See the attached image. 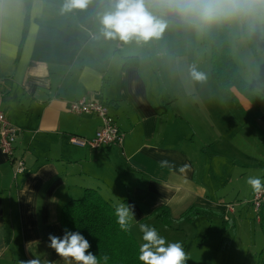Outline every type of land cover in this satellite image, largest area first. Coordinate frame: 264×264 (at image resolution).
<instances>
[{
  "label": "crops",
  "instance_id": "obj_1",
  "mask_svg": "<svg viewBox=\"0 0 264 264\" xmlns=\"http://www.w3.org/2000/svg\"><path fill=\"white\" fill-rule=\"evenodd\" d=\"M69 1L32 0L24 36L25 0H0V105L20 129L15 152L26 163L15 176L0 149V264H104L88 259L60 222L63 205L87 188L125 213L142 247L145 227L151 239L159 227L185 225L199 237L203 227L207 236L223 220L211 214L166 227L148 217L162 205L175 219L191 205L221 212L235 229L221 232L214 246L221 236L237 240L240 223L254 234L248 218L264 234L251 203L264 179L258 139L264 111L235 88L238 102L214 92L212 66L198 67L188 43L166 42L154 28L138 25L142 16L157 14L147 9L136 17L142 0L130 17L125 10L132 4L121 0L117 8L112 0ZM235 62L264 93V77H246ZM84 95L109 104L126 134L121 145L91 149L70 141L71 134L91 137L101 126L97 114L70 111ZM259 261L264 264V254Z\"/></svg>",
  "mask_w": 264,
  "mask_h": 264
},
{
  "label": "rangeland",
  "instance_id": "obj_2",
  "mask_svg": "<svg viewBox=\"0 0 264 264\" xmlns=\"http://www.w3.org/2000/svg\"><path fill=\"white\" fill-rule=\"evenodd\" d=\"M118 1L112 0L114 8L118 7V4H115ZM121 1L127 2L126 0ZM237 1L241 8L236 0H142V6L135 9L132 4L125 10V13L130 17V11L135 9L133 14L139 18L138 13L147 9L156 12L154 18L149 17L146 20L145 16L139 18L138 25L144 24L145 27L154 28L159 35L165 37L166 42L174 40L188 43L187 47L191 52L195 50L199 58L198 67L202 64L206 68L208 65L212 66V50L203 41V25L207 14L212 10H218L228 23L231 39L230 50L234 60L239 61L242 72L246 73V77L250 79L256 76L264 77V6L257 5V0ZM84 5L85 3L81 1L78 10L84 8ZM66 9L69 10L67 13L72 11V9ZM212 90L216 93V90H224L220 81L213 76ZM258 139L262 140L259 135ZM256 214L255 218L261 221L260 213L256 212ZM219 220L215 221L216 223L207 236L205 231L208 226L202 228L205 231L201 232L202 235L199 237V233L187 227L188 225H185L183 229L170 230L159 227L160 230H153L152 245L157 263L257 264L264 254V234L261 231V225L254 218H248L250 226L256 228L254 234L248 233V230L242 228V223H240L241 237L238 235L237 240L231 242L230 239L223 240V238H228L227 236H221L216 242L217 245L214 246L213 241L221 232L230 228L235 229V225L233 227L229 223L231 226H226L227 228L223 230V222ZM174 242L179 243L178 248L171 249L172 246L169 244ZM203 242H207V245L200 248Z\"/></svg>",
  "mask_w": 264,
  "mask_h": 264
},
{
  "label": "trees",
  "instance_id": "obj_3",
  "mask_svg": "<svg viewBox=\"0 0 264 264\" xmlns=\"http://www.w3.org/2000/svg\"><path fill=\"white\" fill-rule=\"evenodd\" d=\"M31 1L25 0L27 14L24 36L27 33ZM126 1L134 5L139 0ZM236 2L239 4L237 0ZM257 5L264 6V0H257ZM239 6L241 8L240 4ZM228 34V23L224 15L218 10L210 11L203 25V41L212 50V76L220 81L224 90L236 102L238 99L233 92L234 88L246 96L255 107L264 111V93L241 76L230 50ZM242 111L245 112L243 108ZM245 114L248 121L254 122L246 112ZM260 132L264 143V129ZM263 209L264 204L259 212L262 213L261 216ZM211 214L223 216V230L231 222L225 219L221 212L197 205L189 206L177 219L172 217L169 207L165 205L155 208L148 217L153 216L164 226L172 227L174 221L191 222L199 216ZM261 221L264 223V217ZM60 222L71 242L84 251L91 261L104 264H158L150 230L145 227V244L142 247L134 236L125 213L104 198L97 189L87 188L82 197L65 203L61 209ZM227 239L229 238H223L225 241Z\"/></svg>",
  "mask_w": 264,
  "mask_h": 264
},
{
  "label": "built area",
  "instance_id": "obj_4",
  "mask_svg": "<svg viewBox=\"0 0 264 264\" xmlns=\"http://www.w3.org/2000/svg\"><path fill=\"white\" fill-rule=\"evenodd\" d=\"M71 112L76 114L94 113L101 118V126L91 137L76 134L70 135V141L78 146L91 149H102L112 145H121L125 139V132L118 125L115 117L110 113L109 104L91 96H81L69 105ZM19 127L14 125L7 113L0 105V149L10 158L14 165V175L26 171V163L22 156L16 155V142ZM252 206L259 213L264 204V179L256 185L253 192ZM232 210V207H229Z\"/></svg>",
  "mask_w": 264,
  "mask_h": 264
}]
</instances>
